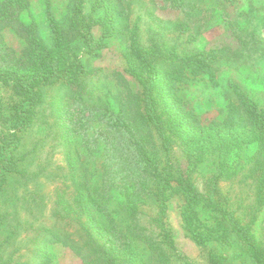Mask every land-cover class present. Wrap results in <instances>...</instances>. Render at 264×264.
I'll return each instance as SVG.
<instances>
[{
	"label": "rangeland",
	"instance_id": "rangeland-1",
	"mask_svg": "<svg viewBox=\"0 0 264 264\" xmlns=\"http://www.w3.org/2000/svg\"><path fill=\"white\" fill-rule=\"evenodd\" d=\"M6 1L0 0V4ZM25 1L27 5L19 14V22L35 26L43 49L58 55L64 68L76 72L83 67L87 75L71 87L75 95L63 83L39 89L42 102L36 123L31 131L23 134V146L16 151L18 169L24 179H19V172H9L4 184L0 185V264H82L72 247L54 242V235L61 232L55 216L58 185L47 175L54 174L57 165L66 166L64 153L71 147L74 153L81 152V159L78 155L76 159L90 171L91 178L101 184L107 157L128 149L126 139L110 125L125 95L122 74L127 65L123 56L131 52L134 45L143 51L163 47L182 57L213 56V72L197 77L188 73L185 81L179 84L177 97L187 112L200 122L217 123L227 133L230 131L227 118L234 101L231 83H237L264 107V0H83L84 21L92 44L87 42L83 29L76 22L74 0ZM27 48V39L17 35L15 30H1V64H6L12 53L15 57L21 56ZM7 53H11L10 58ZM140 85L131 82L135 90ZM12 90L0 82V131L5 143L11 141L9 135L14 133L11 118L14 119L12 115L21 100ZM59 103L66 113L59 114ZM70 123L75 125L74 128L69 126L70 129L78 128L80 133L65 140L61 127ZM169 137V152L164 150L163 140L156 137L158 157L163 164L169 158L178 166L185 157L175 144L176 138ZM86 139L98 140L93 157H89V151L82 146ZM75 142L78 143L76 148ZM73 156L75 160V154ZM43 163L50 165L43 179L48 183L42 192L46 203L32 218L25 206L40 195L38 182L41 178L36 173L38 167H45ZM215 174L221 177L222 206L242 224L253 222V235L257 242L264 244V189L261 190L264 153L261 144L253 142L228 154L211 155L193 179L203 182ZM115 194L119 203H123L124 197ZM182 204L181 197H174L164 219L166 231L174 240L173 247L165 248L168 259L164 264H207L211 248L230 258L238 254L235 245L205 246L195 242L184 229ZM16 213L20 217H16ZM111 213L118 223H128L120 205H114ZM97 215L100 225L105 226L106 218L101 213ZM200 218L211 223V215L203 209ZM132 240L147 263H156L157 255L147 245L136 238ZM235 263L241 264L240 259Z\"/></svg>",
	"mask_w": 264,
	"mask_h": 264
},
{
	"label": "trees",
	"instance_id": "trees-1",
	"mask_svg": "<svg viewBox=\"0 0 264 264\" xmlns=\"http://www.w3.org/2000/svg\"><path fill=\"white\" fill-rule=\"evenodd\" d=\"M82 2L74 0L76 22L83 29L87 42L92 44L84 21ZM26 5L25 0H7L0 4V32L12 28L28 41V48L21 56L7 53L11 59L4 65L0 62V82L12 88L14 95L21 98L12 115L14 119L11 118L15 128L14 133L9 135V143L4 142L3 132L0 131V185L4 184L5 175L9 172H19V179H24L18 169L16 151L23 146V134L31 131L36 123L42 102L39 89L63 83L73 94L71 87L87 75L83 67L76 72L64 68L58 55L43 49L35 26L19 22V14ZM123 58L127 65L122 74L125 95L110 125L126 139L128 149L107 157L101 184L95 182L89 175L90 171L76 159L77 155L81 159V152L76 150L74 153L71 147L66 149V166L57 165L56 172L47 175L58 185L55 216L61 232L54 235V242L72 247L82 264H164L168 259L165 248L174 245L164 219L171 200L178 196L183 201L181 216L184 229L195 242L205 246L229 244L238 248L239 252L233 258L211 248L207 264H239L235 263L237 258L241 264H264V244L255 239L253 222L242 224L220 202L221 177L215 174L203 182H194L193 179L211 155L228 154L253 142L260 143L264 153V107H260L237 83H231L234 101L227 118L230 131L226 133L217 123L205 125L200 122L194 114L187 112L177 97L179 84L185 81L188 73L197 77L213 72V56L182 57L163 47L143 51L134 45L133 50ZM131 82H138L140 88L135 90ZM57 110L59 114L67 112L60 103ZM69 126L75 127L72 123L61 127L64 128L65 140L80 133L78 128L72 130ZM169 135L176 138L175 144L185 157L178 166L172 164L169 158L163 164L158 157L156 137L163 140V148L169 152ZM77 144L75 142V148ZM98 144V140L86 139L82 146L89 151L88 156L93 157ZM49 166L38 167L40 172L37 171L36 176L42 181L38 182L40 195L25 206L32 218L46 203L42 192L48 183L43 179ZM122 174L124 176L121 177ZM261 186L263 190L264 178ZM115 193L124 197L123 203H119ZM114 205H120L122 216L128 222L126 225L118 223L112 215ZM201 209L211 215L210 224L200 218ZM97 213L106 218L105 226L100 225ZM15 215L20 217L19 213ZM133 238L157 255L156 263L146 262L135 248Z\"/></svg>",
	"mask_w": 264,
	"mask_h": 264
}]
</instances>
